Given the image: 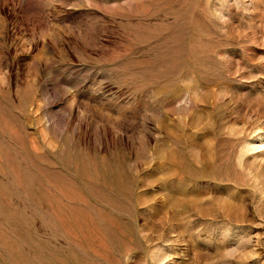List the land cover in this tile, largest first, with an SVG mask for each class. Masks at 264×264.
Listing matches in <instances>:
<instances>
[{
  "label": "rangeland",
  "instance_id": "obj_1",
  "mask_svg": "<svg viewBox=\"0 0 264 264\" xmlns=\"http://www.w3.org/2000/svg\"><path fill=\"white\" fill-rule=\"evenodd\" d=\"M0 264H264V0H0Z\"/></svg>",
  "mask_w": 264,
  "mask_h": 264
}]
</instances>
